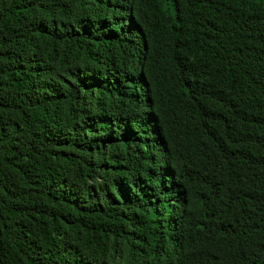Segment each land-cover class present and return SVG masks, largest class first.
<instances>
[{
  "label": "trees",
  "instance_id": "1",
  "mask_svg": "<svg viewBox=\"0 0 264 264\" xmlns=\"http://www.w3.org/2000/svg\"><path fill=\"white\" fill-rule=\"evenodd\" d=\"M0 264H264V0H0Z\"/></svg>",
  "mask_w": 264,
  "mask_h": 264
}]
</instances>
